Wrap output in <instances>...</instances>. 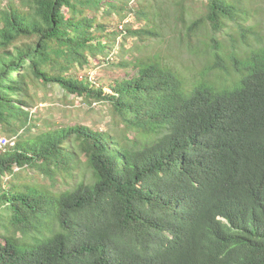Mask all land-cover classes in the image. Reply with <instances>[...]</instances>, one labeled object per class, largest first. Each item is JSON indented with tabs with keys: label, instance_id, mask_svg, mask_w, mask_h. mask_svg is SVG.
Returning a JSON list of instances; mask_svg holds the SVG:
<instances>
[{
	"label": "trees",
	"instance_id": "trees-1",
	"mask_svg": "<svg viewBox=\"0 0 264 264\" xmlns=\"http://www.w3.org/2000/svg\"><path fill=\"white\" fill-rule=\"evenodd\" d=\"M129 3L0 2V130L13 142L0 149V264H264V40L247 25L262 10L173 1L181 44L215 45L184 89L160 58L122 48L159 35V15ZM125 12L141 27L100 19ZM97 55L136 71L107 88L71 74ZM51 84L104 105L111 128L36 126L30 90Z\"/></svg>",
	"mask_w": 264,
	"mask_h": 264
},
{
	"label": "rangeland",
	"instance_id": "rangeland-1",
	"mask_svg": "<svg viewBox=\"0 0 264 264\" xmlns=\"http://www.w3.org/2000/svg\"><path fill=\"white\" fill-rule=\"evenodd\" d=\"M173 1L174 0H155L154 2L152 0H130L129 7L132 9L138 11L140 8L147 6L148 10L144 9L145 11H155L159 15L151 17V20L158 26L159 35L147 41L145 38L143 40H138L136 38L127 37L122 40V48L124 50H132V58L140 60V63H146L153 58H160V62L164 66L175 71L176 76L183 82L184 89H187L185 84L189 86L193 82H199L202 80L201 72L203 65L200 57L204 56V50H208L210 53L215 45L211 46V48H205L198 45L200 48L199 54L195 56L181 44L180 35H185L186 32L176 18ZM200 1L201 0H197L198 4L194 6L191 3L193 10L202 9ZM0 2H5V0H0ZM256 5L262 11L255 15L247 25L253 22L260 23V35L261 39L264 40V0H256ZM135 17V14L125 12V14H121L120 17L114 13L111 17H100V19L103 22L108 23L109 31H113L117 28L120 30L123 26L128 25H132L134 29L140 28L142 22L139 24V21H135ZM244 35L245 38L247 37L250 44L256 45V41L253 39L249 31ZM120 37L121 36L117 37L118 41L121 40ZM220 37L221 40L228 39L227 35L224 36V38H222V35ZM236 39L238 40V46L243 47L241 37H237ZM113 50V54L116 55L118 50L117 47ZM108 52L111 51L108 50ZM113 59L114 62H117L119 57ZM135 71L136 70L133 69L132 66L127 68H116L111 66V64L106 65L103 58L100 55H97L96 58H89V66H76L75 69L71 71V74L75 76H87L94 83L103 85L107 88V84L111 83L113 80L121 79L126 75H134ZM30 96V102L32 103L30 112L34 115V120L36 121L34 124L36 126H39V124L41 125L40 120H43L46 123L49 122L56 125L81 124L97 130L111 128V120L104 105L97 103L90 104L88 100L82 97L68 94L58 85H39L35 88H31ZM32 132L36 133L37 130H33ZM0 137L9 140L6 134L1 130ZM9 141L11 142V140ZM12 144L13 142H11V145ZM26 175H29V177L35 180L38 178L33 170H28ZM86 177H89L88 172H86ZM46 182L48 183V181Z\"/></svg>",
	"mask_w": 264,
	"mask_h": 264
},
{
	"label": "bare ground",
	"instance_id": "bare-ground-1",
	"mask_svg": "<svg viewBox=\"0 0 264 264\" xmlns=\"http://www.w3.org/2000/svg\"><path fill=\"white\" fill-rule=\"evenodd\" d=\"M0 140H4V143H1L0 149L6 147L8 145H11V142L9 140H7L6 138H0Z\"/></svg>",
	"mask_w": 264,
	"mask_h": 264
},
{
	"label": "built area",
	"instance_id": "built-area-1",
	"mask_svg": "<svg viewBox=\"0 0 264 264\" xmlns=\"http://www.w3.org/2000/svg\"><path fill=\"white\" fill-rule=\"evenodd\" d=\"M1 143H4V140H0V147H1Z\"/></svg>",
	"mask_w": 264,
	"mask_h": 264
}]
</instances>
